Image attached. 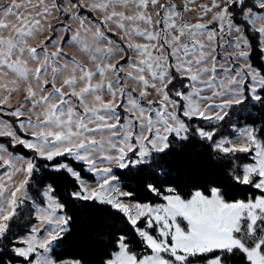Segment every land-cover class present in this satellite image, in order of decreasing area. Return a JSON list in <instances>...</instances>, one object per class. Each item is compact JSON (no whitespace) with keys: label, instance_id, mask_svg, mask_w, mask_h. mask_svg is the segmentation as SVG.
<instances>
[{"label":"snow or ice","instance_id":"snow-or-ice-1","mask_svg":"<svg viewBox=\"0 0 264 264\" xmlns=\"http://www.w3.org/2000/svg\"><path fill=\"white\" fill-rule=\"evenodd\" d=\"M78 220L98 264H264V0L0 3V264H96Z\"/></svg>","mask_w":264,"mask_h":264},{"label":"trees","instance_id":"trees-1","mask_svg":"<svg viewBox=\"0 0 264 264\" xmlns=\"http://www.w3.org/2000/svg\"><path fill=\"white\" fill-rule=\"evenodd\" d=\"M190 187L191 185L186 184L185 191L189 190ZM248 190L251 191V189ZM143 195H147V194H143ZM148 198L151 199L152 197L149 196ZM92 215H99V213L90 212L89 216ZM92 230H93V225L91 220H89L87 223L78 220L74 224L72 229V234L68 238L65 254L80 249H86L87 253L89 254V259L96 262V264H98V262L103 258L104 255V251H103L104 246L98 240H93L90 238L85 239L86 233Z\"/></svg>","mask_w":264,"mask_h":264},{"label":"rangeland","instance_id":"rangeland-1","mask_svg":"<svg viewBox=\"0 0 264 264\" xmlns=\"http://www.w3.org/2000/svg\"><path fill=\"white\" fill-rule=\"evenodd\" d=\"M0 3H3V0H0Z\"/></svg>","mask_w":264,"mask_h":264}]
</instances>
